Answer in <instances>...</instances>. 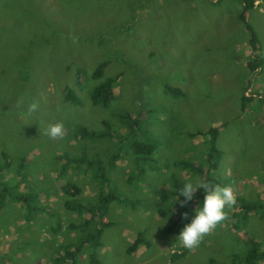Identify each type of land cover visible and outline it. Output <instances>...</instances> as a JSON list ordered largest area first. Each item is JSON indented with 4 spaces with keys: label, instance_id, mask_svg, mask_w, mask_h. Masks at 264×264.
<instances>
[{
    "label": "rangeland",
    "instance_id": "1",
    "mask_svg": "<svg viewBox=\"0 0 264 264\" xmlns=\"http://www.w3.org/2000/svg\"><path fill=\"white\" fill-rule=\"evenodd\" d=\"M240 11L238 0H0V187L29 194L37 210L0 206V264H225L250 242L264 248V219L234 214L244 203L264 206V1L244 12L263 61L256 74L245 66L250 35ZM103 62L101 78L90 81ZM114 77L108 104L92 106L91 88ZM66 90L77 104L63 100ZM33 101L39 107L29 116ZM55 123L64 135H43ZM210 128L220 151L214 174L237 205L189 251L178 236L204 201L196 195L188 220L168 233L178 214L169 210L178 197L171 191L201 176L171 163L204 169ZM134 141H152L156 155L134 164ZM80 151L134 204L111 202L103 216L91 215L105 188L91 171L65 163ZM66 183L79 189L80 210L65 207ZM95 228L98 246L84 240ZM137 233L148 246L127 253ZM64 244L76 249L69 259L58 255Z\"/></svg>",
    "mask_w": 264,
    "mask_h": 264
},
{
    "label": "trees",
    "instance_id": "2",
    "mask_svg": "<svg viewBox=\"0 0 264 264\" xmlns=\"http://www.w3.org/2000/svg\"><path fill=\"white\" fill-rule=\"evenodd\" d=\"M240 5H241V11L239 14V20L241 24L244 27V30L249 33V39H248V47H249V52L250 56L249 59L246 60L245 66L248 72L256 74L261 66H262V59L258 57L257 53L259 51V46L258 42L252 32L251 27L247 24L245 21L244 17V12L246 13L247 11L251 10L253 6L255 5L256 2H263L264 0H238ZM106 65V62L97 64L94 69L91 71V73L88 76V79L90 81H98L101 76H102V71ZM78 76L81 75V72L79 70ZM116 80V77L114 78H106L102 81H99L94 87L91 88L89 94H88V99L89 102L92 106H99V107H104L105 105L108 104L110 99L112 98V86L114 81ZM165 92L169 94L172 97H179L181 95L180 90L176 88H165ZM63 100L67 103L70 104H77L78 99L73 95V93L70 90H66L64 92ZM79 135L81 137L83 136H88V137H94L95 135L92 133H86L83 130H79ZM103 135V134H102ZM204 135L207 137V143H208V150L206 151L205 155V163L206 167L204 169L199 168L196 166L194 163H180V161H174L171 164L173 166H188L190 170L193 172L199 174L201 176V181L210 183L212 185L219 184L222 186L223 180L216 177L214 174V171H216V168L218 166V162L220 160V151L216 149L215 145V136H216V130L215 128H210L208 129ZM145 142V141H144ZM137 142L134 141L130 144L129 146V153L128 157L131 161L134 162V164L137 165L140 160H150L152 155L155 154L156 146L152 141L149 142ZM127 154V153H126ZM125 155V156H128ZM65 163L68 162H73L76 166H83L82 168L85 170V172H92V177L93 179L99 181L104 188L105 192L103 195L99 196L97 199V204L92 207V209L89 210L91 215H97L98 217L103 216L105 214V211L107 210V206L111 202H116V203H121L123 205H132L134 202L130 201V199H126L123 197H119L114 193V190L110 188L108 185L109 180L108 176L106 175V171L102 169L101 163L98 159L95 157H88L87 154L83 151H80L79 155L74 157V159H64ZM140 172V171H138ZM1 191H0V206L5 203L6 200L12 201L13 203H17L22 210L27 213L29 211H34L35 207L29 206V201H30V195L28 194L27 196L25 195H20L19 193L16 192H11L9 188L5 186V183H1ZM174 184V182H173ZM174 184L175 189H177V185ZM64 191L68 193V195L71 197L70 200L64 202V205L66 208H76L77 210H80L81 205L78 203V196H79V189L72 186V184L66 183L65 186L62 187ZM71 191V192H70ZM172 196H178L179 195V190L178 191H171ZM36 195V194H35ZM197 195L198 198L204 201V190L203 189H198L195 196ZM24 198H23V197ZM194 199L189 201L187 204L184 206H181L179 201L184 200L183 196L179 197L178 202L172 204L169 208V210H176L177 216L174 218V220L170 223L169 227L167 228V232L170 233L171 228L174 229V227H180L181 222L187 221L188 217H184V213H187L188 208L192 205V203L195 202V197ZM28 200V202H27ZM264 206L255 204V203H244L240 206V208H236L234 210V214L236 213H241V216L244 218V220L249 216L253 215L254 213L257 214V217L260 219H264ZM262 210L263 212L260 213L258 210ZM164 213L168 214V210H160L158 214L163 215ZM103 225V224H102ZM101 234V228H95L92 233H88L86 236V239L91 241L93 245L98 246V242L96 239L100 236ZM140 245L148 246L147 241L143 240L141 237V233L135 234L131 244L126 248V252L130 253L136 250V248ZM249 248H247L246 252L244 254H232L230 257L228 263L225 264H260L262 261H264V248H257L253 242L249 243ZM76 249L69 250V244H64L60 245V250L58 251V255L66 259L70 258L71 255H74ZM69 254V255H68ZM68 255V256H66ZM171 256L175 258H171V260L176 261L178 260L177 257H182L183 253H178V254H171ZM170 260V261H171Z\"/></svg>",
    "mask_w": 264,
    "mask_h": 264
},
{
    "label": "clouds",
    "instance_id": "3",
    "mask_svg": "<svg viewBox=\"0 0 264 264\" xmlns=\"http://www.w3.org/2000/svg\"><path fill=\"white\" fill-rule=\"evenodd\" d=\"M23 102L21 98L18 101V106L23 104ZM38 107V102L33 101L30 103L27 108V115L30 116ZM43 135L51 139L62 137L64 135V125L62 123L49 124L44 129ZM198 189H203L205 193L203 206L194 210L195 216L191 223L185 225L178 236L181 246L189 251L198 248L204 237L228 218L225 209H232L237 205V197L231 186L212 185L198 179L195 182L190 180L183 184V187L179 190L176 202L180 196H183L184 200L179 201V203L184 206L194 199ZM187 215V213H184L185 218H187Z\"/></svg>",
    "mask_w": 264,
    "mask_h": 264
},
{
    "label": "crops",
    "instance_id": "4",
    "mask_svg": "<svg viewBox=\"0 0 264 264\" xmlns=\"http://www.w3.org/2000/svg\"><path fill=\"white\" fill-rule=\"evenodd\" d=\"M35 210H36V209H35ZM35 210H34V211H35ZM36 211H37V210H36Z\"/></svg>",
    "mask_w": 264,
    "mask_h": 264
}]
</instances>
